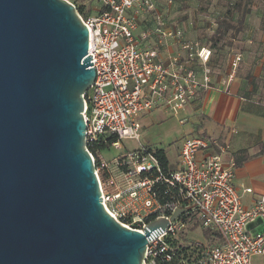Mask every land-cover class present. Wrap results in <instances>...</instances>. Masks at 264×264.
I'll list each match as a JSON object with an SVG mask.
<instances>
[{"label": "built area", "instance_id": "1", "mask_svg": "<svg viewBox=\"0 0 264 264\" xmlns=\"http://www.w3.org/2000/svg\"><path fill=\"white\" fill-rule=\"evenodd\" d=\"M94 1L96 15L79 16L95 72L83 95L82 115L104 210L122 226L143 233L150 222L168 220L177 207L186 209L147 242L143 264L170 262V240L177 241L175 248L194 242L198 250L192 264H255L253 259L264 264V195L243 205V194L252 191L234 185L237 165L226 142L192 132L182 139L175 164L167 166L154 148L127 150L122 144L140 142L141 116L157 109L184 112L212 87L211 50L169 24L161 7L169 8L174 0ZM240 61L236 53L233 72ZM110 149L120 153L106 158ZM250 221L255 224L246 230ZM257 221L263 228L251 234ZM197 226L205 242L186 236Z\"/></svg>", "mask_w": 264, "mask_h": 264}, {"label": "water", "instance_id": "2", "mask_svg": "<svg viewBox=\"0 0 264 264\" xmlns=\"http://www.w3.org/2000/svg\"><path fill=\"white\" fill-rule=\"evenodd\" d=\"M87 49L67 0H0V264H143L186 210L143 233L104 210L82 115Z\"/></svg>", "mask_w": 264, "mask_h": 264}, {"label": "rangeland", "instance_id": "3", "mask_svg": "<svg viewBox=\"0 0 264 264\" xmlns=\"http://www.w3.org/2000/svg\"><path fill=\"white\" fill-rule=\"evenodd\" d=\"M67 1L74 2L81 8L84 14L82 17L96 15L98 3L94 0ZM161 8L169 24L183 29L187 40L197 42L211 50L207 66L211 71L212 82L227 79L233 72L230 65L232 57L236 53H242L243 57L244 54L248 55L250 50L248 39L259 40L264 34L259 31L260 27H264V0H174L169 8L166 6ZM244 10H248V14L244 17L243 24L237 25ZM228 12L232 13L229 22L234 29L219 37V33L216 32L217 22L223 20ZM180 120L183 122L180 123ZM197 122L198 117L192 113L179 112L175 115L170 110L157 109L139 118L140 142L125 140L122 144L127 150L136 149L139 145L162 149L170 164L174 165L182 139L190 135L194 127H198ZM118 153L120 151L110 149L105 152V156L110 158ZM257 223H259L257 230L250 231L251 234L262 230L261 222ZM254 224V221L248 222L246 230H252ZM186 236L190 240L205 242L202 230L198 226L188 230ZM256 261L259 260L253 259V262Z\"/></svg>", "mask_w": 264, "mask_h": 264}, {"label": "crops", "instance_id": "4", "mask_svg": "<svg viewBox=\"0 0 264 264\" xmlns=\"http://www.w3.org/2000/svg\"><path fill=\"white\" fill-rule=\"evenodd\" d=\"M259 31L264 33V27ZM247 43L248 55L241 53L231 78L214 80L212 87L201 92L184 111L198 117V127L191 132L226 142L232 156L243 150L249 155L237 165L234 176L239 191H252L243 194L245 207L264 195V34Z\"/></svg>", "mask_w": 264, "mask_h": 264}, {"label": "trees", "instance_id": "5", "mask_svg": "<svg viewBox=\"0 0 264 264\" xmlns=\"http://www.w3.org/2000/svg\"><path fill=\"white\" fill-rule=\"evenodd\" d=\"M71 3L75 6V9L78 15L82 17V15L84 14L81 8L77 7L74 2H71ZM247 14H248V10H244L242 12L239 20L237 21V25L241 26L243 24V19ZM231 19H232V13L228 12L224 16L223 20L217 22L216 32L219 33L218 34L219 37H223L224 35H226L227 32L234 29V26H232V24L229 22ZM214 45H215V42H214ZM155 154L159 158L162 166L168 165L169 161L165 155V152L162 149L155 148ZM233 157L236 162V165H238L239 163L245 161L249 157V155L247 154L246 151L243 150V151H239L237 154H233ZM169 242L171 246L174 248L173 258L170 262H162L159 264H181L182 263L181 261H185L187 262V264H192V261H194L196 258V253L198 250L194 242H190L189 244L183 247H178V248H175L176 242H177L176 240H173V241L170 240Z\"/></svg>", "mask_w": 264, "mask_h": 264}]
</instances>
